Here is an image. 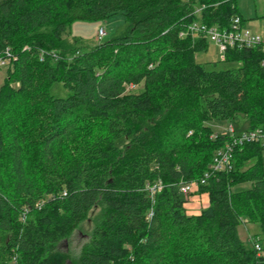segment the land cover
Segmentation results:
<instances>
[{"label":"trees","instance_id":"1","mask_svg":"<svg viewBox=\"0 0 264 264\" xmlns=\"http://www.w3.org/2000/svg\"><path fill=\"white\" fill-rule=\"evenodd\" d=\"M117 13L120 36L92 47L68 36ZM236 16L246 23L238 0H0V264H264L263 144L237 147L233 170L189 193L208 195L200 212L179 191L230 139L213 120L264 129V45L229 48L238 67L209 70L196 61L209 40L180 35ZM96 209L80 252L63 250ZM247 222L260 229L251 245Z\"/></svg>","mask_w":264,"mask_h":264},{"label":"rangeland","instance_id":"2","mask_svg":"<svg viewBox=\"0 0 264 264\" xmlns=\"http://www.w3.org/2000/svg\"><path fill=\"white\" fill-rule=\"evenodd\" d=\"M238 8L240 13L246 20V28L255 35L264 37V19L261 17L264 14V0H238ZM128 27V23L122 13H117L105 20L99 21H86L78 20L72 24L69 29V38H77L79 44L86 47H92L95 44L104 42L114 37L122 35ZM103 29L106 33L102 39L99 37L100 30ZM196 61L203 63L209 70L220 69H234L239 64L225 62L221 59V53L217 45L211 41H208V49L196 53ZM7 67V66H6ZM6 69L1 67L0 69V87L5 82ZM143 89V85L129 86L128 91L139 92ZM51 93L55 97H66L69 92L65 89L62 83L56 82L52 88ZM233 125L234 128L240 132L244 129H248L250 122L242 114H238L234 119H219L213 120L210 126L215 131V134H224L227 128ZM264 162V153H263ZM253 161L246 164L248 167ZM251 187L250 182H244L238 184L233 188V191H241ZM188 200L187 210L189 213H198L203 208L208 206V195L204 193L194 192L186 195ZM98 213L97 209L93 210L89 215L88 221L84 222L80 229L77 230L73 237L69 241H65L61 244L63 250H68L73 253H79L83 244L88 240L89 234L93 228L92 218ZM239 233L241 238L248 244L256 242V235L260 233L259 226L254 223H244L239 226ZM257 243V242H256Z\"/></svg>","mask_w":264,"mask_h":264},{"label":"built area","instance_id":"3","mask_svg":"<svg viewBox=\"0 0 264 264\" xmlns=\"http://www.w3.org/2000/svg\"><path fill=\"white\" fill-rule=\"evenodd\" d=\"M201 8L196 13L200 14ZM106 33L103 29L100 30L99 37L102 39ZM181 37L192 35L196 37L203 35L209 41L215 43L221 53V59L225 60L226 52L229 48H237L239 50L245 48H252L257 45H264V37L252 34L244 24L240 16H236L231 20L227 28H220L217 25L209 26L201 20H197L190 24L187 29L180 33ZM6 55H9L8 50ZM9 64V59L0 57V68L6 67ZM264 65V61L262 62ZM229 136L228 142L225 146L216 151L213 162L209 170H207L202 178L199 180H192L189 182H182L179 185V191L188 195L191 191L198 188L202 184H206L207 180L216 173L231 171L234 168V150L248 143L259 142L264 145V129H244L238 132L233 125L227 128L224 133ZM164 184L161 180L148 186L152 198L162 190ZM257 250L261 249L259 244L255 245Z\"/></svg>","mask_w":264,"mask_h":264}]
</instances>
